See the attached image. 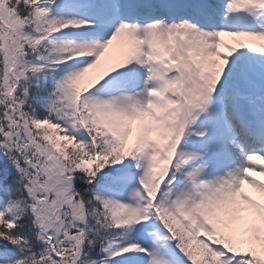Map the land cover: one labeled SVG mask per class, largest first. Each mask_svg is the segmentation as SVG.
Masks as SVG:
<instances>
[{
  "label": "snow or ice",
  "instance_id": "snow-or-ice-1",
  "mask_svg": "<svg viewBox=\"0 0 264 264\" xmlns=\"http://www.w3.org/2000/svg\"><path fill=\"white\" fill-rule=\"evenodd\" d=\"M264 0H0V264H264Z\"/></svg>",
  "mask_w": 264,
  "mask_h": 264
},
{
  "label": "bare ground",
  "instance_id": "bare-ground-1",
  "mask_svg": "<svg viewBox=\"0 0 264 264\" xmlns=\"http://www.w3.org/2000/svg\"><path fill=\"white\" fill-rule=\"evenodd\" d=\"M256 162L259 163V162H261V161L257 160Z\"/></svg>",
  "mask_w": 264,
  "mask_h": 264
}]
</instances>
